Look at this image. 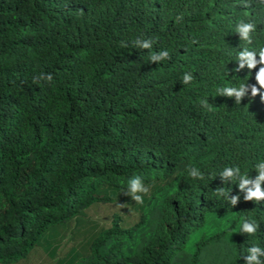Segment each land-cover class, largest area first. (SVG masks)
Returning a JSON list of instances; mask_svg holds the SVG:
<instances>
[{"label": "trees", "instance_id": "obj_1", "mask_svg": "<svg viewBox=\"0 0 264 264\" xmlns=\"http://www.w3.org/2000/svg\"><path fill=\"white\" fill-rule=\"evenodd\" d=\"M241 20L257 25L251 45ZM243 47H264V0H0V264L83 232L55 263L245 264L264 247V202L219 174L257 175L264 101L217 94L255 84L258 68L235 71ZM161 50L170 59L150 63ZM41 73L52 80L34 83ZM134 177L150 188L143 204L122 194ZM109 203L129 209L89 218Z\"/></svg>", "mask_w": 264, "mask_h": 264}, {"label": "clouds", "instance_id": "obj_2", "mask_svg": "<svg viewBox=\"0 0 264 264\" xmlns=\"http://www.w3.org/2000/svg\"><path fill=\"white\" fill-rule=\"evenodd\" d=\"M256 31L257 25L251 21L245 22L241 20L235 27V33L239 35L240 40L248 45L253 43L252 34ZM135 46L140 49L149 50L153 45L151 40L137 39ZM168 59H170L168 50L149 54L150 63L159 64L161 61ZM235 62L238 65L235 69L236 72L247 69L249 74H251L253 70L258 68V71L255 72V84L249 85L246 82L235 86H224L217 90L218 96L234 99L236 105H240L246 97L255 98L260 96L261 100L264 101V94L261 93V90H264V47H260L258 50L249 47L241 48V50L237 51ZM41 80L51 81L52 77L49 74L41 73L39 76L34 77L33 82L36 83ZM192 80L193 75L185 73L181 83L189 85ZM201 104L204 107L209 106L208 100L201 101ZM254 170L257 175L255 178H251L249 175L241 174L238 166L225 167L220 172L219 177L224 183L236 181L235 185L238 187L239 193L243 194V200L257 204L264 202V161L258 162ZM187 171L192 178L201 180L204 178L200 170L195 167H191ZM149 192V186H146L140 177H134L128 182L127 190L122 194L129 196L136 204H143L144 196L148 195ZM216 195L218 197H225L232 207L237 206L241 199L240 195H231V192L226 193L224 188L217 189ZM239 227L240 234L254 236L258 231L259 225L252 220L243 218ZM243 259L245 264H264V247L254 245L248 248L247 255H244Z\"/></svg>", "mask_w": 264, "mask_h": 264}, {"label": "rangeland", "instance_id": "obj_3", "mask_svg": "<svg viewBox=\"0 0 264 264\" xmlns=\"http://www.w3.org/2000/svg\"><path fill=\"white\" fill-rule=\"evenodd\" d=\"M128 209L129 207L124 203L117 205L109 203V205L106 207L104 205L97 208L96 211H91L89 213L91 217L89 218L95 222H99L100 225H103L109 221L112 214H118L120 216H124L127 213L126 211H128ZM86 234H87L86 232H83L81 235H76L75 238L73 237V240L70 242L69 239L67 238L62 242H60V245H54L55 246L54 255L53 253L48 254L47 251L43 250L42 248H38L35 251L31 252L26 259L21 260L14 264H57L55 263L57 258L63 257V255H65L72 246L77 245L76 249L82 247L81 241L84 240L82 237L85 236Z\"/></svg>", "mask_w": 264, "mask_h": 264}]
</instances>
